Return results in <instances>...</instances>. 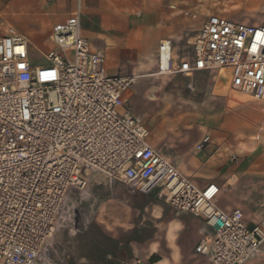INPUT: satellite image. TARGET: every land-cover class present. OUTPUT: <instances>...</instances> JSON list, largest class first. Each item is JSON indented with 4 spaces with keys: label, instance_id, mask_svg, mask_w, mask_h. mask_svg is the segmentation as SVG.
I'll return each instance as SVG.
<instances>
[{
    "label": "built area",
    "instance_id": "built-area-1",
    "mask_svg": "<svg viewBox=\"0 0 264 264\" xmlns=\"http://www.w3.org/2000/svg\"><path fill=\"white\" fill-rule=\"evenodd\" d=\"M50 41L44 51L10 30L0 37V264H67L55 237L79 232L82 194L98 174L133 194L157 191L198 220L194 252L210 264L258 259L264 220L250 227L240 209L221 210L216 184L197 187L150 145L124 99L138 77L109 76L105 52L82 34L81 12L56 25ZM190 46L179 56L172 40L160 41L152 75L216 74L264 110V24L211 15Z\"/></svg>",
    "mask_w": 264,
    "mask_h": 264
},
{
    "label": "crops",
    "instance_id": "crops-1",
    "mask_svg": "<svg viewBox=\"0 0 264 264\" xmlns=\"http://www.w3.org/2000/svg\"><path fill=\"white\" fill-rule=\"evenodd\" d=\"M209 1L0 0V33L3 27H8V31L15 30L33 45L41 49L49 48L53 28L80 11L82 34L93 49L105 52L109 76L138 77L146 71L148 62L154 61L156 64L160 41L172 40L174 45L191 44L197 31L211 15L245 24H263L242 19L233 13L264 12V0H230L232 9L228 11L233 13L227 14H224L226 10L222 6ZM175 52L178 55V50L175 49ZM145 90L143 85L135 84L124 94V99L131 114L140 118L147 130L156 131L162 142L161 146L149 142L150 145L197 187L216 184L220 191L217 206L221 210L231 212L240 209L246 220H264V149L259 150V145L251 148L247 144L249 150L241 151L245 156L241 164L236 155H225L222 151L225 148L228 151L225 143L228 133L235 132L242 140H256L260 136V129H263L258 117L242 111L241 116H232L235 124L229 125L227 102L223 107H218L214 116L210 113L213 107L217 110L223 97H228L230 109L253 101L230 91L225 85L218 87L216 83L213 92L199 104L203 110L186 120L172 116L171 112L170 115L165 112L153 115ZM253 109L259 110L255 106ZM207 137L211 141L203 143ZM201 144L203 147L200 149ZM235 159L237 162H234ZM96 184L98 187H95ZM96 184L91 181L87 191L91 190L92 193L98 188L93 195L103 198L100 191L103 189L104 193L109 194L106 205L116 200L129 213L137 211L146 214L147 218L143 217V221L154 223L155 229L147 234L140 230L138 234L137 230L128 227L120 230L101 227L92 240L90 253L79 249V232L74 235L60 231L55 240L67 264H210L203 258L198 259L193 251L197 239L201 237L202 224L198 220H191L194 228L187 230V218L170 212L157 191L133 194L124 185L121 187L108 182ZM137 200L145 202L139 204ZM92 201L93 204L97 202ZM68 237L70 242L67 241ZM106 238L117 245V251L100 245ZM244 264H264V245L258 259Z\"/></svg>",
    "mask_w": 264,
    "mask_h": 264
},
{
    "label": "rangeland",
    "instance_id": "rangeland-1",
    "mask_svg": "<svg viewBox=\"0 0 264 264\" xmlns=\"http://www.w3.org/2000/svg\"><path fill=\"white\" fill-rule=\"evenodd\" d=\"M209 3L222 6L226 10L224 14H227V12L233 13L228 11L232 9L230 0H210ZM233 14H236L242 19H250L253 22H261L264 24V12L257 13L243 11ZM8 29V27H3L2 33H0V35L2 36L9 33ZM174 48L178 50V55L181 56L184 52H188L191 46L189 43H182L179 45H174ZM47 49L48 48H43L44 51H46ZM31 58L35 64H44L42 55L34 49L31 50ZM156 71L157 66L156 64H154V61L148 62L146 71L138 75V80L135 83L143 85L144 90L146 89V98L150 102L153 115L157 112H159L160 114L165 112L167 113V115H170L171 112V115L174 117H179L180 119L185 118L186 120H188L195 116L194 113L203 110V108L199 104H201L204 99L208 98V94H211L213 92L216 83L218 87L225 85L218 83L216 74L212 73L200 72L190 77L152 75L155 74ZM141 75L150 76L141 78L139 77ZM135 84H133L132 86H135ZM216 95L220 96L219 94ZM221 100L222 101L219 102V105L217 106V110L214 109V107L211 109L210 113L212 116H214V114L218 112L219 106L223 107V105L227 102L226 114L228 117L227 121L229 125L235 124L234 118H232V116H241L242 111H246L249 112L251 116L258 117V123L261 125V127H263V129H260V136L256 140H242V138L239 137V135H237V133L235 132L228 133V135L226 136L225 143H227L228 151H226L225 148L224 150H222L223 153L225 155L230 153L236 155L239 163L241 164L242 160H244L245 158L244 155L242 156L241 151L247 152V150H249L247 144H250L251 148L254 147V145H259V150L264 149V110H255L253 109V106L251 104H244L242 107L230 109L228 108V97H223ZM249 122H251V120H249ZM250 124L252 126H255L254 122H251ZM148 133L149 142L153 143V145L160 144L161 146L162 142L158 139L159 137L156 131L148 130ZM209 141H211L210 138ZM242 143H244L245 145H242ZM91 181L94 184L107 182L104 176L99 174L92 176ZM116 185L123 187V184L119 182H116ZM95 187H98L97 184L95 185ZM96 189L92 190V193L90 190L85 191L82 194V200H84V202L79 208V249L82 252L90 253L92 251V240L95 239V236L97 235V232L101 227L106 228L107 230H120L122 228L128 227L137 230L138 234L140 230L144 231L143 234L154 231V223L151 224L148 221H143V217L147 218L146 214L137 211L129 213V211L125 209L122 204H119L116 200L115 202L112 201L106 205V200L108 199L107 197H109V194L104 193L103 189H100L101 194L104 196L103 198H100L97 194L93 195L95 191H97ZM92 200H97V202L93 204ZM144 202V200H137V203L139 204ZM169 211L176 214V212L172 208H170ZM184 216L187 218V230L194 228V225L190 224V221L196 219L190 216ZM262 220H246V222L249 226H251L253 224H260ZM162 228L164 229L165 227ZM83 233L86 235L81 236ZM68 238L69 239L67 241L70 242V237ZM198 241L199 238L197 239L193 248H195ZM100 245L106 249L110 248L115 251L118 250L117 245L113 242L108 241L107 238L102 241ZM68 246L70 247V243L68 244ZM197 257L198 259H200L199 256ZM203 261L207 260L203 259Z\"/></svg>",
    "mask_w": 264,
    "mask_h": 264
},
{
    "label": "bare ground",
    "instance_id": "bare-ground-1",
    "mask_svg": "<svg viewBox=\"0 0 264 264\" xmlns=\"http://www.w3.org/2000/svg\"><path fill=\"white\" fill-rule=\"evenodd\" d=\"M10 31H13V32H16L15 30L13 29H10ZM17 33V32H16ZM135 78V77H133ZM243 98L247 99V100H250V101H253L252 97L248 96V95H243V94H240Z\"/></svg>",
    "mask_w": 264,
    "mask_h": 264
},
{
    "label": "snow or ice",
    "instance_id": "snow-or-ice-1",
    "mask_svg": "<svg viewBox=\"0 0 264 264\" xmlns=\"http://www.w3.org/2000/svg\"><path fill=\"white\" fill-rule=\"evenodd\" d=\"M255 50V49H254Z\"/></svg>",
    "mask_w": 264,
    "mask_h": 264
}]
</instances>
